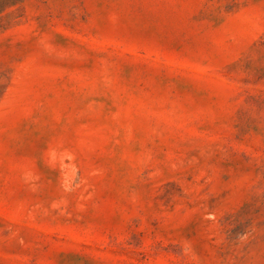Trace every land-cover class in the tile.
Segmentation results:
<instances>
[{
  "label": "rangeland",
  "instance_id": "1",
  "mask_svg": "<svg viewBox=\"0 0 264 264\" xmlns=\"http://www.w3.org/2000/svg\"><path fill=\"white\" fill-rule=\"evenodd\" d=\"M0 264H264V0H0Z\"/></svg>",
  "mask_w": 264,
  "mask_h": 264
}]
</instances>
